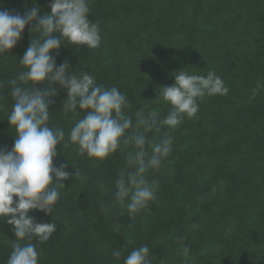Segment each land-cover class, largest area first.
<instances>
[{"label":"trees","instance_id":"obj_1","mask_svg":"<svg viewBox=\"0 0 264 264\" xmlns=\"http://www.w3.org/2000/svg\"><path fill=\"white\" fill-rule=\"evenodd\" d=\"M50 2L35 0L39 15L50 12ZM32 6L33 0H0V10L13 13ZM89 7L100 46L62 45L53 53L56 63L67 60L75 74L89 73L125 93L133 119L140 109L167 115L170 106L154 99L179 70L215 71L229 91L206 95L193 117L174 130L162 128L173 143L149 175L159 185L155 200L130 216L114 195L128 149L104 161L80 155L69 132L84 113L60 111L66 91L58 88L50 125L64 130L66 146L57 145L53 164L67 165L73 175L63 181L53 215L28 213L36 223L56 225L47 242L36 243L38 264H124L143 245L152 264H185L179 243L190 249L191 264H264V0H89ZM29 27L0 56V148L7 150L14 143L9 81L24 70L19 58L38 35ZM14 242L12 226L0 221V264H7Z\"/></svg>","mask_w":264,"mask_h":264},{"label":"clouds","instance_id":"obj_2","mask_svg":"<svg viewBox=\"0 0 264 264\" xmlns=\"http://www.w3.org/2000/svg\"><path fill=\"white\" fill-rule=\"evenodd\" d=\"M48 7L50 12L39 15L42 10L33 0V6L23 14L0 10V56L10 53L26 26H30V33H38L19 58L24 70L9 81L14 103L7 121L14 128V143L11 150L0 148V221L12 226L15 240L7 264H38L36 243L47 242L56 225L36 223L28 213L36 210L53 215L59 190L65 188L63 181L73 175L66 171L67 165L53 164L57 145L66 146L61 143L64 130L50 125L49 106L58 88L66 91L60 111L65 115L84 113L69 132L80 155L104 161L117 150L128 149L114 195L130 216L155 200L159 185L149 175L161 167L173 143L167 131L160 135L162 128L174 130L185 117H193L199 109L197 101L206 95L229 91L215 71L203 76L179 70L173 75L174 83L161 87L154 99L170 106L167 115L161 119L156 108L140 109L133 119L127 112L131 104L125 93L97 84L89 73L75 74L67 60L58 66L53 55L62 45L85 46L88 50L100 46L99 23L88 19L89 0H51ZM150 132L156 134L152 140L146 135ZM112 255L119 258L121 252L116 250ZM178 255L185 264H191L190 249L185 244L179 243ZM124 264H152L149 247L133 249Z\"/></svg>","mask_w":264,"mask_h":264}]
</instances>
